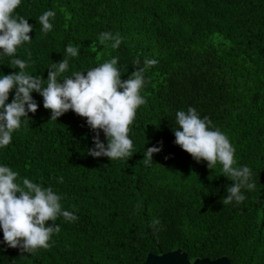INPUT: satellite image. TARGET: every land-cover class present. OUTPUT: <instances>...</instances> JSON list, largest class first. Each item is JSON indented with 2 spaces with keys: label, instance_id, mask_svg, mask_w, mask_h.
Segmentation results:
<instances>
[{
  "label": "trees",
  "instance_id": "trees-1",
  "mask_svg": "<svg viewBox=\"0 0 264 264\" xmlns=\"http://www.w3.org/2000/svg\"><path fill=\"white\" fill-rule=\"evenodd\" d=\"M48 9L56 16L45 34L38 18ZM16 13L33 30L15 56L43 79L69 43L80 54L64 76L113 56L122 80L136 58L141 67L148 58L158 63L145 69L146 103L130 125L129 159L89 155L96 131L107 145L102 130L71 109L50 119L43 97L31 93L37 111L22 118L0 163L19 180L52 186L77 219L58 217L51 246L32 254L0 244V264H142L149 253L176 249L191 260L264 264V0H22ZM106 31L123 37L118 48L100 43ZM11 59L0 58V74L19 71ZM13 97L14 89L7 102ZM189 106L229 137L237 166L252 169L255 187L243 202L223 204L232 181L220 166L210 169L174 143L175 114ZM158 142L163 150L146 165L144 150Z\"/></svg>",
  "mask_w": 264,
  "mask_h": 264
},
{
  "label": "clouds",
  "instance_id": "clouds-1",
  "mask_svg": "<svg viewBox=\"0 0 264 264\" xmlns=\"http://www.w3.org/2000/svg\"><path fill=\"white\" fill-rule=\"evenodd\" d=\"M22 0H0V58H12L11 63L19 71L0 74V149L12 143L13 134L23 123H27L28 113L38 108L31 93L43 97V107L51 110L52 120L68 110L81 117L93 130H102L107 145L100 139L99 131L93 136V147L88 149L92 157H107L112 160L129 159L133 155V140L129 136L130 125L136 118L137 110L146 103L141 94L146 83L145 69L158 63L156 59H145L141 67L139 58L134 59L135 70L127 79H121L117 66L118 56L99 63L86 71H76L71 76L63 74L69 68V60L78 57L79 46L69 43L67 56L49 67L46 79L42 75H32L25 71L27 60L15 56L18 47L30 42L29 33L33 25L28 19L16 13ZM56 12L48 9L39 16L42 32L45 34L54 27L51 22ZM123 37L111 31L99 35L101 44L111 42V47L120 46ZM86 73V74H85ZM45 80L47 83L45 84ZM14 89V97L9 99ZM174 143L179 145L197 161L204 160L207 167L220 166V174L232 183L226 186L227 195L222 203L239 204L246 199L245 189L251 190L252 169L248 165L237 166L236 148L229 137L219 128L211 125L208 117H201L196 108L189 106L187 111L178 110L173 127ZM145 149V148H144ZM163 150V143L148 147L143 152L146 165L153 163V154ZM19 173L9 165L0 163V230L6 247L19 248L29 254L49 248L54 233L61 231L57 218L63 216L67 221L77 219L72 211L62 207V196L52 186H44L27 177L19 180ZM63 182V177L59 178ZM46 221H52L46 224ZM154 224H159L156 220ZM3 249H0L2 251Z\"/></svg>",
  "mask_w": 264,
  "mask_h": 264
},
{
  "label": "water",
  "instance_id": "water-1",
  "mask_svg": "<svg viewBox=\"0 0 264 264\" xmlns=\"http://www.w3.org/2000/svg\"><path fill=\"white\" fill-rule=\"evenodd\" d=\"M142 264H231V262L226 256L216 259L205 257L191 260L181 249H176L160 254L149 253Z\"/></svg>",
  "mask_w": 264,
  "mask_h": 264
}]
</instances>
